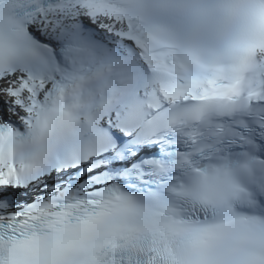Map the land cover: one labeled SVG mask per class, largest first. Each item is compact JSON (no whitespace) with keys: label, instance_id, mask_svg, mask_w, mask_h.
Instances as JSON below:
<instances>
[{"label":"snow or ice","instance_id":"snow-or-ice-1","mask_svg":"<svg viewBox=\"0 0 264 264\" xmlns=\"http://www.w3.org/2000/svg\"><path fill=\"white\" fill-rule=\"evenodd\" d=\"M0 264H264V0H0Z\"/></svg>","mask_w":264,"mask_h":264}]
</instances>
